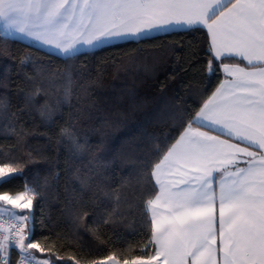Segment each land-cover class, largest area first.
<instances>
[{
  "label": "snow or ice",
  "instance_id": "6c2138e0",
  "mask_svg": "<svg viewBox=\"0 0 264 264\" xmlns=\"http://www.w3.org/2000/svg\"><path fill=\"white\" fill-rule=\"evenodd\" d=\"M178 29H207L208 71L218 65L231 79H222L195 115L187 109L177 115L178 135L166 138L174 142L157 151L150 173L154 198L146 201L152 209L151 238L144 246L155 245V254L122 261L111 254L87 264H264V0H0L5 35L20 34L68 59L84 48L140 42L152 33ZM52 75L65 81L62 103L71 105L70 70ZM41 115L51 120L54 112L48 107ZM10 131L18 140L23 136L22 126ZM61 136L71 144L69 161L79 159L86 145L69 128H62ZM22 171L14 158L0 160V182H10ZM67 172L70 205L79 208L89 194L92 200L102 194L119 208V190L95 169L84 174L69 167ZM39 197L40 190L27 184L15 194L0 190V201L21 210L0 208L10 222L9 229L0 222V264H11L5 253L13 244L28 264H49L27 252L44 249L31 230L28 237L21 235L16 223L29 220ZM161 207L163 214L157 211ZM117 209L90 231L98 232L120 215ZM73 215L80 218L79 211ZM80 259L87 258L81 254Z\"/></svg>",
  "mask_w": 264,
  "mask_h": 264
},
{
  "label": "trees",
  "instance_id": "16d2710c",
  "mask_svg": "<svg viewBox=\"0 0 264 264\" xmlns=\"http://www.w3.org/2000/svg\"><path fill=\"white\" fill-rule=\"evenodd\" d=\"M209 55L205 29L113 43L72 59L0 30V160L14 158V166L23 169L10 182H0V190L15 194L25 184L40 190L26 223L44 251L27 252L50 264L155 254V245L144 247L151 238L146 206L154 198L151 166L158 149L174 142L166 138L178 135L175 117L185 109L195 115L222 80L218 65L208 71ZM65 70L73 77L71 105L62 103L65 81L52 75ZM48 107L54 112L51 120L41 115ZM12 126L17 132L23 127L21 139L10 131ZM62 128L86 145L79 159L69 161L71 144L61 136ZM69 167L84 174L95 169L119 190V208L102 194L94 200L89 194L79 208L70 205L65 195ZM114 209L120 215L100 225L98 232L90 231ZM76 211L79 219L73 215ZM81 254L87 259H80ZM16 256L8 252L11 264Z\"/></svg>",
  "mask_w": 264,
  "mask_h": 264
},
{
  "label": "crops",
  "instance_id": "0c3cea01",
  "mask_svg": "<svg viewBox=\"0 0 264 264\" xmlns=\"http://www.w3.org/2000/svg\"><path fill=\"white\" fill-rule=\"evenodd\" d=\"M178 30H182V29H178ZM206 30V32H207V29H205ZM2 31V30H1ZM176 31V30H175ZM171 32V31H170ZM2 33L5 35V33L2 31ZM158 34H163V33H152V35L151 36H154V35H158ZM5 36H7V35H5ZM7 37H9V38H14V39H18V40H21V41H24V42H27V43H30V44H32V45H35V46H37V47H39V48H41V49H44V50H46V51H48V52H50V53H53V54H56V55H59V56H62V55H60V53L57 51V50H55L54 48H45V47H41V45H39L37 42H35V41H33V40H30V39H28V38H22L21 36H20V34H16V35H13V36H7ZM118 42H123V41H115V42H113V43H118ZM88 50H92V49H89V48H84L83 50H82V52L83 51H88ZM222 74H223V72H222ZM231 79V77H225V75L223 74V78L222 79ZM216 89V88H215ZM242 166H244V165H242ZM218 203V202H217ZM0 207L1 208H5V209H8L9 211H11V212H17V213H19L21 210L20 209H15V208H12V206L11 205H7V204H5L3 201H0ZM148 210H149V214H150V217H151V214H152V209L150 208V206H148ZM160 214H163L164 213V209H163V207H161V208H159L158 210H157ZM28 234H29V225L26 223V221H25V229H24V233H23V235L25 236V237H28ZM27 241V240H26ZM32 250H37V249H32ZM27 251H28V249H27ZM6 254H8V251L5 253V255Z\"/></svg>",
  "mask_w": 264,
  "mask_h": 264
},
{
  "label": "built area",
  "instance_id": "2783aa9c",
  "mask_svg": "<svg viewBox=\"0 0 264 264\" xmlns=\"http://www.w3.org/2000/svg\"><path fill=\"white\" fill-rule=\"evenodd\" d=\"M1 208V207H0ZM5 209V208H4ZM0 222H3L4 223V228L5 229H9V221H8V217L7 215L5 214H0ZM17 224L20 225L22 231L20 232L21 235H23L24 233V229H25V221H17L16 222ZM11 232H16V229L15 228H12L11 229ZM9 233L6 231L4 233V235H8ZM18 238V237H17ZM9 251H15L17 256H16V259H15V264H28V261L24 258L25 256V253H22L20 251L19 248H17L14 244L12 245V247L8 250ZM6 256H8V254H6Z\"/></svg>",
  "mask_w": 264,
  "mask_h": 264
},
{
  "label": "rangeland",
  "instance_id": "374dc122",
  "mask_svg": "<svg viewBox=\"0 0 264 264\" xmlns=\"http://www.w3.org/2000/svg\"><path fill=\"white\" fill-rule=\"evenodd\" d=\"M38 260H42V259H40V258H37ZM49 264H50V262H49Z\"/></svg>",
  "mask_w": 264,
  "mask_h": 264
}]
</instances>
